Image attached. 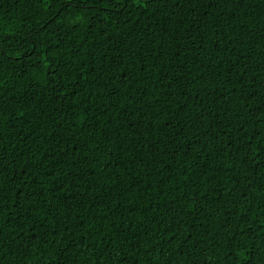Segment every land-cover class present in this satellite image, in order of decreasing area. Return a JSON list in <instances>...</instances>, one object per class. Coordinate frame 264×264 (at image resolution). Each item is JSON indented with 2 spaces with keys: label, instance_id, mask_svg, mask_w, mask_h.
Here are the masks:
<instances>
[{
  "label": "trees",
  "instance_id": "trees-1",
  "mask_svg": "<svg viewBox=\"0 0 264 264\" xmlns=\"http://www.w3.org/2000/svg\"><path fill=\"white\" fill-rule=\"evenodd\" d=\"M0 264H264V0H0Z\"/></svg>",
  "mask_w": 264,
  "mask_h": 264
},
{
  "label": "snow or ice",
  "instance_id": "snow-or-ice-1",
  "mask_svg": "<svg viewBox=\"0 0 264 264\" xmlns=\"http://www.w3.org/2000/svg\"><path fill=\"white\" fill-rule=\"evenodd\" d=\"M37 227H39V224L37 225Z\"/></svg>",
  "mask_w": 264,
  "mask_h": 264
}]
</instances>
